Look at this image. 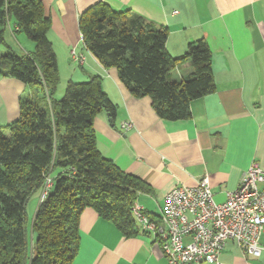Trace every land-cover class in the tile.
<instances>
[{"label":"crops","instance_id":"1","mask_svg":"<svg viewBox=\"0 0 264 264\" xmlns=\"http://www.w3.org/2000/svg\"><path fill=\"white\" fill-rule=\"evenodd\" d=\"M40 2L51 22L47 37L57 58L60 94L68 81L100 78L116 114L111 119L101 111L94 118L97 148L121 171L141 179L150 189L135 202L150 218L159 217L164 197L176 187H192L207 176L213 200L223 203L253 162L264 170V0ZM99 2L115 11L129 10L167 29L165 47L172 57L183 55L189 43L207 42L216 89L191 102L188 119L168 122L159 118L148 97H133L116 70L103 69L86 50L78 18ZM16 30L15 21L7 20L0 47L17 55L31 53L33 42ZM72 52L83 58L81 63ZM191 71L189 63H179L171 71V79H185ZM27 89L18 80L0 78V125L18 119L19 99ZM124 123L130 128L123 129ZM79 237L74 264H167L154 238L138 229L126 238L91 209L81 214ZM260 245V256L252 258L229 241L219 264H264V233Z\"/></svg>","mask_w":264,"mask_h":264},{"label":"trees","instance_id":"2","mask_svg":"<svg viewBox=\"0 0 264 264\" xmlns=\"http://www.w3.org/2000/svg\"><path fill=\"white\" fill-rule=\"evenodd\" d=\"M9 19L34 50L17 55L8 48L0 57V78L28 87L19 99L18 119L0 125V264H74L84 210H93L129 238L138 229L131 208L150 189L97 148L94 118L101 111L111 119L116 114L99 77L68 81L63 97L55 100L57 58L47 37L51 22L40 0H0V43ZM78 28L84 47L100 66L115 69L133 97H148L164 121L188 119L191 102L215 92L204 39L172 57L165 47L167 29L103 2L79 16ZM179 63H189L192 71L175 81L171 71ZM47 177L52 187L28 228L26 204L42 192Z\"/></svg>","mask_w":264,"mask_h":264},{"label":"built area","instance_id":"3","mask_svg":"<svg viewBox=\"0 0 264 264\" xmlns=\"http://www.w3.org/2000/svg\"><path fill=\"white\" fill-rule=\"evenodd\" d=\"M80 63L82 57L72 54ZM123 129L130 124L124 123ZM264 170L253 162L226 201L216 203L207 176L194 186H180L163 199L157 219L150 218L137 204L131 214L138 230L158 241L167 264H219V256L229 241L235 242L245 257L258 258L264 233ZM52 187L46 178L41 203Z\"/></svg>","mask_w":264,"mask_h":264},{"label":"rangeland","instance_id":"4","mask_svg":"<svg viewBox=\"0 0 264 264\" xmlns=\"http://www.w3.org/2000/svg\"><path fill=\"white\" fill-rule=\"evenodd\" d=\"M24 36V35H22ZM25 38V37H24ZM12 42V41H11ZM2 51L1 53V56L5 54V51L0 47V52ZM74 52H72L71 54H73ZM0 56V57H1ZM73 58H75L73 55H72ZM64 89H63V93L60 94V88H61V85H60V81H59V84L57 86V90L55 92V95H54V98L55 100L59 101L62 97H63V94H64V90H65V86H63ZM40 196H41V192H37L36 194H34L30 199L29 201L27 202L26 204V208H25V213H26V218H27V227L30 228V224H31V221L33 219V216H34V213L36 211V208L38 206V203H39V199H40Z\"/></svg>","mask_w":264,"mask_h":264}]
</instances>
